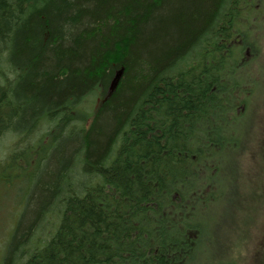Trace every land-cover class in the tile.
Instances as JSON below:
<instances>
[{
  "label": "trees",
  "instance_id": "16d2710c",
  "mask_svg": "<svg viewBox=\"0 0 264 264\" xmlns=\"http://www.w3.org/2000/svg\"><path fill=\"white\" fill-rule=\"evenodd\" d=\"M262 3L0 0V138L21 115L40 153L67 137L0 264H237L205 244L264 84ZM22 155L0 161V186Z\"/></svg>",
  "mask_w": 264,
  "mask_h": 264
},
{
  "label": "rangeland",
  "instance_id": "374dc122",
  "mask_svg": "<svg viewBox=\"0 0 264 264\" xmlns=\"http://www.w3.org/2000/svg\"><path fill=\"white\" fill-rule=\"evenodd\" d=\"M262 2L253 7L255 14L250 19L254 37L260 39L262 46L256 57L257 62L253 66L256 67L257 78L264 66V0ZM261 73L264 77V71ZM119 77L120 74L115 76L109 92L116 86ZM255 94L253 114L241 124L242 129L247 128L244 148L237 162L226 161V167L219 178L223 186V196L217 204L218 214L216 216L212 214L208 226L210 243L205 244L207 259H209V251H213L215 258L227 255V260L236 258L237 264H247L245 261H248V264H264V84ZM31 126L32 121L26 120L21 115L14 121L12 130L0 138V161L11 150L23 153L21 158L14 160L15 167H10L12 170L9 175L10 184L5 187L0 186V244L2 245L15 228L18 217L25 210L26 201L42 177L43 171L51 159L57 156L58 149L67 138L61 136L54 142L44 137L43 147L51 148L45 153H40L37 151L40 147L38 135L27 134ZM32 152L37 154L33 155ZM23 166L25 169H23L24 173H21L23 175L21 178L18 175ZM66 186L67 183L61 180L58 191L60 196L56 197L54 205ZM235 188L237 196L234 194Z\"/></svg>",
  "mask_w": 264,
  "mask_h": 264
}]
</instances>
